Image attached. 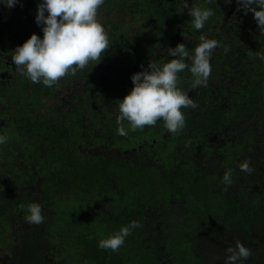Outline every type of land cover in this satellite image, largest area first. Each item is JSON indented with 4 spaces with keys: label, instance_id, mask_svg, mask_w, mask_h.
<instances>
[{
    "label": "trees",
    "instance_id": "obj_1",
    "mask_svg": "<svg viewBox=\"0 0 264 264\" xmlns=\"http://www.w3.org/2000/svg\"><path fill=\"white\" fill-rule=\"evenodd\" d=\"M39 2L0 5V71L10 77L0 76V134L9 137L0 145V264H225L237 241L251 250L244 264H264V32L253 14L237 0H105L101 60L45 87L11 60L32 33L42 37ZM186 5L213 10L203 29ZM201 35L219 46L207 86L180 74L195 104L182 109L183 130L158 120L133 131L125 121L120 135L131 75L170 60L178 43L191 52ZM245 161L251 173L240 170ZM68 199L77 205L65 214ZM31 203L42 207L39 225L26 218ZM130 221L141 227L117 251L98 247Z\"/></svg>",
    "mask_w": 264,
    "mask_h": 264
},
{
    "label": "clouds",
    "instance_id": "obj_2",
    "mask_svg": "<svg viewBox=\"0 0 264 264\" xmlns=\"http://www.w3.org/2000/svg\"><path fill=\"white\" fill-rule=\"evenodd\" d=\"M105 0H40L37 4L35 23L40 26L42 37L32 33L22 45L12 51L11 60L20 74L34 84L42 83L45 87L55 85L61 78L75 76L90 62L101 60L102 54L109 48L108 33L98 19V9ZM230 3L231 0H225ZM245 13L251 12L257 27L264 32V0H237ZM21 0H0V5L13 8ZM22 6V5H21ZM192 26L196 30L204 28L213 10L208 7H188ZM200 42L190 52L184 43L168 47L170 60L162 64L149 62L145 68L130 77L132 88L119 100L117 132L128 134L124 122L131 130H143L163 120L164 126L171 134L183 130L185 114L183 108L195 107L189 94L183 91L180 74L186 69L195 78L196 85L207 86L212 71L211 57L213 50L219 46L215 38L200 36ZM264 63V52L257 53ZM7 134H0V145L8 142ZM243 172L251 173L250 162L239 165ZM232 170L223 176L225 184L231 183ZM39 203L27 206V220L39 225L45 219ZM141 227L139 221H130L121 226L110 236L101 239L98 247L117 251L124 245L133 230ZM225 264H244L251 250L237 241L235 247L226 249Z\"/></svg>",
    "mask_w": 264,
    "mask_h": 264
},
{
    "label": "rangeland",
    "instance_id": "obj_3",
    "mask_svg": "<svg viewBox=\"0 0 264 264\" xmlns=\"http://www.w3.org/2000/svg\"><path fill=\"white\" fill-rule=\"evenodd\" d=\"M77 204H76V201L75 200H71V199H68L67 201H65V202H62V208L64 209L63 210V212L65 213V214H67V213H69L70 212V209L73 207V206H76ZM87 219V220H86ZM87 221L88 222H90V220H89V218H85V221L83 222V221H81V224H80V229H81V231H83V234H82V236L83 237H85L86 236V234H87V230H88V227L86 226V223H87ZM88 224V223H87ZM88 232L90 233V231L88 230ZM100 234L99 233H97V231H94L92 234H90L89 236L90 237H93L94 238V236H99Z\"/></svg>",
    "mask_w": 264,
    "mask_h": 264
},
{
    "label": "flooded vegetation",
    "instance_id": "obj_4",
    "mask_svg": "<svg viewBox=\"0 0 264 264\" xmlns=\"http://www.w3.org/2000/svg\"><path fill=\"white\" fill-rule=\"evenodd\" d=\"M1 58L2 59H6L7 57L1 55ZM8 75L9 74L7 73V71H5V72L4 71H0V76H2L1 77L2 79H5V80L8 81V79H10V77Z\"/></svg>",
    "mask_w": 264,
    "mask_h": 264
}]
</instances>
